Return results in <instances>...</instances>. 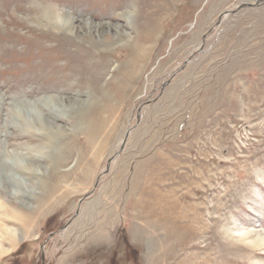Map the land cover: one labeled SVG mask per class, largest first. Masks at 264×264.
I'll list each match as a JSON object with an SVG mask.
<instances>
[{
  "label": "rangeland",
  "instance_id": "rangeland-1",
  "mask_svg": "<svg viewBox=\"0 0 264 264\" xmlns=\"http://www.w3.org/2000/svg\"><path fill=\"white\" fill-rule=\"evenodd\" d=\"M0 264H264V0H0Z\"/></svg>",
  "mask_w": 264,
  "mask_h": 264
},
{
  "label": "bare ground",
  "instance_id": "bare-ground-1",
  "mask_svg": "<svg viewBox=\"0 0 264 264\" xmlns=\"http://www.w3.org/2000/svg\"><path fill=\"white\" fill-rule=\"evenodd\" d=\"M49 10L52 12V10H51V8H49ZM49 11V12H50ZM51 16V15H50ZM52 17V16H51ZM25 101V100H24ZM55 101V100H54ZM53 102V101H52ZM51 102V103H52ZM38 104V103H37ZM42 104H43V102H42ZM53 104V103H52ZM62 104V103H61ZM36 105V104H35ZM59 105H60V103H59ZM63 105V104H62ZM48 106V105H47ZM66 106V105H65ZM28 108H30V107H28ZM37 108V107H36ZM39 108V107H38ZM43 108V107H42ZM50 108V107H49ZM26 109H27V107H26ZM48 109V108H47ZM36 110V109H35ZM38 110V109H37ZM50 110V109H49ZM24 111V110H23ZM28 111H29V109H28ZM35 112V111H34ZM52 112V111H51ZM25 114V113H24ZM36 114V113H35ZM34 114V115H35ZM28 115V114H27ZM33 115V116H34ZM37 115V114H36ZM38 116V115H37ZM40 116V115H39ZM34 117H36V116H34ZM37 118V117H36ZM41 118V117H40ZM31 119V118H30ZM41 120V119H40ZM18 121V120H17ZM37 120H35L34 122H36ZM37 122H40L39 120L37 121ZM24 124L27 126L26 127V129H24V132L25 133H23V134H25L27 137H32L33 135L32 134H30L31 132L30 131H32L31 129H29V128H34V125L31 123V122H29L28 120H24ZM38 126V125H37ZM14 127H15V125H14ZM29 127V128H28ZM36 130V129H35ZM16 131V130H15ZM34 131V130H33ZM100 131V130H99ZM17 132V131H16ZM18 134V133H17ZM32 135V136H31ZM28 146V145H27ZM32 147V146H31ZM29 150V149H28ZM30 151V150H29ZM34 156V155H33ZM32 164V163H31ZM23 166V165H22ZM29 166H31V165H29ZM12 168V167H11ZM20 168V167H19ZM22 168V167H21ZM30 168V167H29ZM14 170V169H13ZM21 170V169H20ZM28 171V170H27ZM25 173H27V172H25ZM29 174V173H28ZM15 176V175H14ZM29 176V175H28ZM13 185V184H12ZM54 188V187H53ZM52 188V189H53ZM51 189V190H52ZM57 189V188H56ZM53 191H54V189H53ZM30 197V196H29ZM47 199V200H46ZM49 193H48V195H46V197L44 198V202L42 201V203H45V205H43L42 206V204L41 205H39V207L37 208V209H39V208H42V207H44V206H47V207H44L45 208V210H48L49 208H50V205H49ZM45 210H43V211H45Z\"/></svg>",
  "mask_w": 264,
  "mask_h": 264
}]
</instances>
